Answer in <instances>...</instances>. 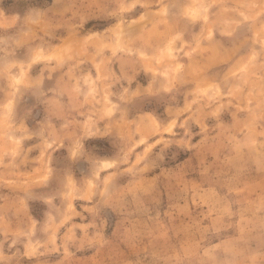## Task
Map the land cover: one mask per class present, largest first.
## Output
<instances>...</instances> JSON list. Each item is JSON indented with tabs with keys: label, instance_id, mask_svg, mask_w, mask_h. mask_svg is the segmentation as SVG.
Wrapping results in <instances>:
<instances>
[{
	"label": "rangeland",
	"instance_id": "374dc122",
	"mask_svg": "<svg viewBox=\"0 0 264 264\" xmlns=\"http://www.w3.org/2000/svg\"><path fill=\"white\" fill-rule=\"evenodd\" d=\"M0 264H264V0H0Z\"/></svg>",
	"mask_w": 264,
	"mask_h": 264
}]
</instances>
